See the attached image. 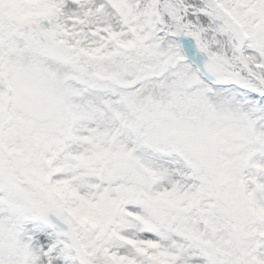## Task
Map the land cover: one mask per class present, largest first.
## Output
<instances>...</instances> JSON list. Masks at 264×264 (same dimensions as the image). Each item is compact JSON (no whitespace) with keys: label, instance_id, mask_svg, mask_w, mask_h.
<instances>
[{"label":"snow or ice","instance_id":"6c2138e0","mask_svg":"<svg viewBox=\"0 0 264 264\" xmlns=\"http://www.w3.org/2000/svg\"><path fill=\"white\" fill-rule=\"evenodd\" d=\"M0 264H264V0H0Z\"/></svg>","mask_w":264,"mask_h":264}]
</instances>
